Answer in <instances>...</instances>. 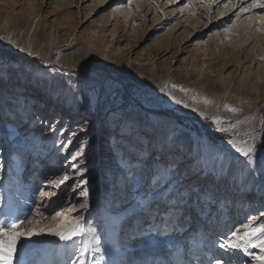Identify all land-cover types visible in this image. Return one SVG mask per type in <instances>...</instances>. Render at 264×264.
<instances>
[{"label": "rangeland", "instance_id": "1", "mask_svg": "<svg viewBox=\"0 0 264 264\" xmlns=\"http://www.w3.org/2000/svg\"><path fill=\"white\" fill-rule=\"evenodd\" d=\"M141 1L103 0L91 4L84 11V0H0V200L3 198V201H0V213L5 204H9L13 198L17 202H26L29 187L33 185L38 188L39 196L33 211L38 208V202H43L46 208L51 207L60 199L62 191L87 201L89 193L76 176L61 185L58 193L49 194L48 174L55 169L60 177L71 174V164L66 160L68 153L79 152L82 150L81 144L88 141L95 145L91 150L92 156L86 161H77L76 164L87 165L86 175L92 176L99 184L96 198L104 206L103 210H108L107 219L111 221L116 234L121 235L119 252L125 256L124 259H118L121 264H130L127 259H134L136 256H143V259H146V262L143 261L145 264H163L165 258L166 264H192L194 261L198 262L196 264H231V257L238 258L240 254L245 258L250 256V260L259 261L253 257H260L261 248L251 245L247 246L248 252H244L246 254L240 253V249L229 248L218 253L219 250L216 251L215 248L217 240L224 242V237L231 238L232 232L241 224L257 220L260 223L264 220V148L263 151H257L252 163V167L256 169L252 188L235 189L239 183L230 177L229 166L238 161H246L244 157L230 152L229 166L222 179L216 180L215 183H210L212 175L201 179L200 183L197 177L190 175V179L185 180L186 174H192L193 170H199L203 166L200 158L188 160L190 157L183 154L180 141L188 136L192 140L189 144L192 147L198 140L202 142L206 139L211 142V135L227 143L232 140L251 143L253 135L236 134L233 131L236 129L233 122L224 118L217 119V108L210 110L206 107L216 100L209 97L203 83L195 80L188 69L192 57L201 65L206 60L205 50H214L217 45L226 43L228 34L233 33V36L237 35V38L244 42L241 52L245 51V54L241 53V62L232 61L221 72L220 79L226 92L223 93L219 106L225 102L226 93L230 89L249 87V84H245L246 81L240 83L238 80L246 66H249V59L254 66L257 64L249 80L258 75L257 69L264 75V65L260 67L256 63L259 59L252 61V56L245 57L256 44L255 31H252L253 35L249 40L245 37L249 32L247 23H252L250 16L257 12V9L252 8L247 12L241 9L249 8L253 0H236L237 8L223 19H217L213 10L206 15L207 3L184 0V4H191L189 9L183 14L178 10L171 13L167 21H164L167 17L156 7L153 0H150L153 6L151 9L147 2ZM172 8L174 7L169 9ZM188 13L197 14L195 23H188L184 19ZM160 16H164V19L155 22V17L157 19ZM235 28L237 30H234ZM49 31L55 38L48 37ZM44 34L46 36H43ZM257 46L258 49L261 48V45ZM50 49L52 52L49 55ZM261 54L264 56V52ZM126 66L129 71L124 76ZM21 69L27 70L30 77L24 79L21 90L15 92L16 81L20 78L23 80L19 72ZM260 82L264 84V78ZM210 88L211 86L207 87ZM31 94L34 100L31 104L33 107L29 108L30 117H21L23 110L19 108L13 117L12 105L19 102V98L29 97ZM50 101L51 103H48ZM81 108H86V113H79ZM75 115H79L80 119H75ZM95 115L98 119L85 130L86 127L82 125L86 121L85 116ZM40 116H43L45 122L40 123ZM138 116L143 119L139 121ZM151 117L166 127L164 138L158 144L171 140L175 146L166 150L170 152L166 159L161 158L165 151H161L157 146L148 159L151 150L149 141L153 130L145 123ZM213 118L219 123L214 124ZM18 120L25 121L28 128ZM67 124L69 126L65 129ZM39 126L40 130L32 138L30 129ZM78 126L83 129L81 136L78 134L73 137L65 150L72 136L71 130ZM221 128L227 131H219ZM108 130L112 133L107 137L108 142H104ZM92 131L97 133L93 136L90 134ZM42 132L44 134L40 136ZM61 132L64 138L55 146ZM43 136L45 138H42ZM126 140L127 145L124 142ZM144 142H147V146L143 149ZM129 145L134 146L135 151L128 157L131 149ZM231 146L233 147L232 144ZM108 147L115 148V160L125 166L123 170H129L128 181L129 177L135 181L136 173L141 166L146 165L150 176L156 177L151 185L153 193L146 195V192H143L136 198H131L133 194H127V189L119 190V187L103 180V163L108 154ZM62 150H65L63 155ZM48 153L50 156L45 157ZM55 155L56 164L50 159ZM82 155L84 153L80 154ZM185 158L186 160H183ZM179 160H182L181 165L177 167ZM169 164L176 166L173 179L180 181L186 188L196 186L203 199L200 203H195L196 196L191 198L190 210L186 211L183 221L179 224L176 223L186 207L174 209L175 217H172L174 214L171 216L169 224L164 225L161 222L160 214L154 222H149L146 210L154 208L155 212L157 202L160 203L159 209H162L170 191L169 174L166 170ZM41 165L46 167L44 174H41ZM189 167L192 170H187ZM17 178L19 183L14 184ZM257 180L263 182V188L262 191L255 192ZM53 189L56 190L57 186L53 185ZM42 191H46V197L43 199ZM82 191L86 195H81ZM15 192L22 194L16 196ZM150 201L152 203H149ZM82 202L77 200L76 204L80 205ZM141 208L143 212L138 219V209ZM164 210L171 209L167 207ZM90 212L89 210V216ZM193 219L196 222L192 227L190 223ZM64 221L68 222L66 227H73L76 222L69 213L62 220ZM10 222L11 218L7 216L6 223ZM79 222L82 229L92 223L88 216ZM124 222L127 223L123 225ZM0 224H4L2 219ZM195 230L198 232L192 234ZM196 235L203 236V246H190V240L193 241ZM208 236L211 246H205ZM239 239V236L236 237V240ZM69 240L66 254L61 258L54 254L48 261L44 257L42 259L39 254L42 247L38 244L28 251L22 248V254L17 257L0 259V264H4L6 259H10L11 264H26L32 255L37 254L41 260L34 258V264H37V261L39 264H78L77 260L81 254L76 255V249L84 245L86 255L83 263H86L90 257L88 244L79 242L75 235ZM142 250L148 251L147 255L142 253ZM190 250L195 254L190 257V261H186ZM151 253L152 256L147 257ZM203 254L206 255L204 260ZM245 262L246 260L240 264ZM32 263L29 261V264Z\"/></svg>", "mask_w": 264, "mask_h": 264}, {"label": "bare ground", "instance_id": "2", "mask_svg": "<svg viewBox=\"0 0 264 264\" xmlns=\"http://www.w3.org/2000/svg\"><path fill=\"white\" fill-rule=\"evenodd\" d=\"M98 1H103V0H84L83 4L85 5L82 8V10L86 11V8L88 6ZM108 1L109 0H106V2ZM141 2L142 3L147 2L150 5V9L153 8V6L150 3V0H142ZM153 2L156 3L157 5L156 7H159L161 9V11L163 12V15L167 17L166 20L164 21L169 20L171 13H174L177 10L179 11V13L181 12L183 14L184 11L189 9V7L185 6L189 4L188 3L184 4L183 3L184 0H153ZM255 2L258 4L264 3V0H255ZM232 3L236 5L238 4L236 3V0H232ZM172 6L174 8L169 9ZM206 7H207L206 15H209V13H211L213 10V13H216L217 19L225 18L226 15H228L234 10V9H231V5H229V8H225L223 6V3L220 5V7H217L215 4L209 2L207 3ZM256 9H257L256 10L257 12H255L252 16H250L251 21L254 24L249 23V22L247 23L248 24L247 29L249 32L246 33V37H245L247 40H249L250 37H252L253 35L252 31L253 32L255 31L256 35L254 38H256V44L255 46H253L252 49L249 50V52H247L245 57L252 56L251 58L252 61L259 59V60H256V63H258V66L263 67L264 56L261 53L264 52V8H256ZM156 15L159 16L158 14ZM164 16H160L157 19L155 17V19L154 18L153 19L155 20V22H159L162 19H164ZM185 16L186 17H184V19L187 20L188 23H195L197 20V14L188 13V14H185ZM199 20L200 19H198L197 24L199 23ZM163 23L164 22H161V24ZM234 30H237V29L235 28ZM94 35H97V33H94ZM228 35H229L228 36L229 38L226 43L217 45L214 50H211L209 48L205 50L206 60L201 65L199 62H197L192 57V59L189 62L190 68L188 69V71L191 72V76L195 80H199L201 81V83H203V86L207 90V94L209 95V97L211 99H214V101L216 100V102H212L206 107L209 108L210 110H212V108L214 107L217 108V116H216L217 119L224 118L225 120L233 122V125L236 126V129L233 131L236 134L253 135L254 139L252 138L251 143L254 142L256 144V153H257L258 150L264 148V84L260 82L261 79L264 78V75L261 74V70L257 69L258 75L253 76V78L251 77L249 80V77L251 76V72L253 68L257 66V64H255L254 66L253 64L250 63V59H249L248 60L249 66H246V68L243 71V75L240 78H238L240 83H242L243 81H246L245 84L246 83L249 84V87L247 88L243 87L242 89H239V88L230 89L226 93L225 102L223 103L222 106H219L223 98L222 97L223 93L226 92V88L224 87L223 82H221L220 74L232 61L241 62V59H240L241 53L242 55L245 54V51L241 52V46L244 44V42H242L241 39H238L237 35L234 34L233 36V33H229ZM43 36H46V35L44 34ZM50 36H51L50 39L55 38L51 31H49L48 33V37ZM230 39L232 40L229 41ZM257 45H261V48L258 49ZM26 51L28 50L26 49ZM51 52H52L51 49L48 50L49 55ZM24 55L27 56V53H25ZM128 69L129 67L126 66L124 70L125 71L124 76L128 74V71H129ZM19 72L21 73L20 77H22L23 80H21V78L19 77L20 79L16 81L17 84H15V88H14L15 92L16 91L18 92L19 90H21L22 81L24 83L26 78L30 77L29 75L30 73L27 70L21 69L19 70ZM208 86H211V88L207 89ZM1 88L2 86H0V89ZM23 89H24V85H23ZM34 92H36V90H34ZM21 93H23V91ZM33 97H34L33 94H31L29 97L25 96V98H19V102L12 105V108L14 109L12 112L13 117H14V112H16V110L19 108V110H23L22 112L23 114L21 117L28 119L30 117L29 114L31 113V110L29 108L33 107V105L31 106L34 100ZM17 99H18V96H17ZM48 103H51V101ZM48 103H47V106H49ZM78 112L86 113V108H81L79 109ZM15 118H18V117L15 116ZM74 118L79 120L80 116L75 115ZM84 119L86 121L82 125L86 127L85 128L86 130V129H89L88 127L92 125L95 120L98 119V116L97 115L92 116V117L85 116ZM138 119L139 121H141L143 118L138 116ZM39 120H40V123L45 122L43 121V116H40ZM18 121L20 124L23 123V126H26L25 121L23 122L21 120H18ZM145 124L147 125L148 128H150V130H153L152 138L149 141L151 150H150L148 159H150L155 147L164 138L163 133H165L166 127L164 124L156 121L154 117H151L149 120L147 119ZM12 126H15V125L12 124ZM67 126H69V124L65 126V129ZM26 128H28V125L26 126ZM39 130H40V126L39 128L35 127L33 129H30L29 133L31 134L32 138L35 137V135L37 134ZM82 130L83 129H81L80 126H78L76 129L71 130L72 136L69 142H67L65 150L68 149L69 145L71 144L73 140V137L78 136V134L79 136H81ZM45 133L48 134L49 132H45ZM96 133L97 131H92L90 134H93L94 136V134ZM111 133H112L111 130H108L106 132L105 139L103 140L104 142L106 141L108 142L109 138L107 137H109ZM42 134H44V132H42L40 136H42ZM62 134H63L62 132L59 133V135L61 136H60V139L55 143V146L58 145L64 138V135ZM42 138H45V137L43 136ZM209 139L211 140V142H207L206 139H203L202 142L198 140V142L195 143V146H192V147L189 145L192 142L190 137L186 136L185 138L180 139V141L183 146L182 147L183 154H186V156L190 157L189 159L187 158L188 160L200 158L201 163H202L201 165L203 166L205 171L214 170L215 178H213L212 176L211 177L212 181L210 183H215L216 180L219 179L220 181L222 179L223 173L226 172V169L229 166L230 152H236L237 156H241V157L243 156L239 152H237L236 149L232 147L230 143L224 142L222 140L220 141L219 138L215 136L213 137L211 135H209ZM124 142L127 145V140ZM147 142H144L143 149L147 146ZM106 145H108V143ZM94 147H95L94 143L84 141V143L81 144L82 150L79 151V154L84 153V155L82 156L78 155L75 161H71L70 159L71 152H69L68 157L66 159L67 162L69 161L70 164L72 163L76 164L77 161H86L92 156L91 150ZM129 147L131 149L128 152V157L132 155L135 151L134 146L129 145ZM123 148H125V146ZM65 150H62L61 155L64 154ZM114 150L115 148H112V147H108V149L106 150L108 154L105 157V162L103 163L104 165L103 180L105 179L106 182H108L109 184H112L115 187H119V190L127 189V192H126L127 194L128 193L130 195L133 194L131 198H136L139 194L143 192H146V195L153 193V188L151 187V185H153L152 182H155L154 180L156 177L153 178L150 176V171L146 167V165L141 166V168L139 169V172L136 173L137 178L135 179V181H132L130 177L128 181L127 175H128L129 170H123V167L125 166H122L123 165L122 163L117 162L115 160L116 156L114 155V152H113ZM53 151L54 150H52V152ZM261 151H263V149ZM168 153L170 152L165 150L161 158L166 159V157L168 156ZM113 155L114 157H112ZM44 156L49 157L50 153L45 154ZM81 157L82 159L78 160V158H81ZM50 159L54 160L53 162L54 164H56L57 162L56 155L51 157ZM48 160L49 158L45 160V162ZM183 160H186V158ZM179 161L180 162L178 163L177 167L181 165L180 163L182 160H179ZM86 166L87 165L82 166V167L83 169H85V171L83 172V180L86 181L87 183L86 184L81 183V184H83L85 191L89 193V199L87 201L84 198L74 197L71 193H68L67 191H62L59 196L60 199L57 200L54 204H52L51 207L46 208L43 202H38L37 204L38 208L36 207V211L35 210L33 211V207H35V204L37 203V200L39 199L38 188L33 185L29 187V195H28L26 202L24 203L17 202V200L13 198V200L9 201V204H5L4 210L0 213V219H2V223H6L7 216L10 217L11 220L26 219L30 223H26L25 225H23V227L24 228L34 227L38 233L36 235H33L32 237H24V236L20 237L16 242L15 248L13 250V254L10 258L21 255L22 248L28 251V250L33 249L38 244L42 247V250L39 253L41 254L40 256L42 259L43 257H46L49 254H50L49 258L52 257L54 254H56L60 258L63 257L66 254L65 252L68 249V243L70 242V240L69 239H68L69 241L61 240L58 236L49 233L47 229L56 228L58 225L61 224L62 220L66 217L67 213H69V216H71L76 221H79L86 216H88L89 219L92 221V223L85 225V227L83 228V231H81L78 235H75L78 238L79 242H86L88 244V250H89V255H90L89 260L86 263H83L84 257L86 255V248H85V245L81 246V248L78 247L76 249L77 250L76 255L78 253L81 254L77 260L78 264H121L118 259L125 258V256L119 252V242H120L119 239L121 235L119 236L120 233L116 234L114 230L115 228L112 227L111 221L107 219L108 210H103L104 206L101 205V203L96 198V195L98 193L99 184L97 181L94 180L92 176H90L89 174L86 175V172H87ZM45 168H44V165H41V174L45 173L46 171ZM189 169L192 170L191 167H189L187 170ZM199 170H196V171L193 170L192 174L191 173L186 174L185 175L186 178L184 177V179L189 180L190 176H193L194 178L197 177L200 183L201 179L203 178H201L200 175H198ZM229 173H230V177L235 178L237 180V184L239 183L238 185L236 184L237 186L235 187V189H238L240 187L244 189L252 188V185H253L252 181L256 174V169L252 167V164H249L245 160L232 163L231 166H229ZM48 175H49L48 178L50 180L56 181L57 183L63 178V177H60V174L58 173L57 169L53 170ZM69 175L71 176V178L75 176L76 178L79 177V174L76 173V171L73 172V168H71V174ZM116 175L118 176L117 178H116ZM18 180H19L18 178L15 179L14 184L19 183ZM259 181L257 180V184L254 187L255 192L262 191L261 189L263 188V182L261 180ZM48 185H49V189H48L49 194L53 192L52 194L55 195L56 193L59 192V187L61 185L57 187L56 190L53 189V185H56V184H51L48 182ZM42 192L44 193V191ZM20 194L22 193L15 192L16 196H20ZM142 196H144V194ZM3 197H4V194H3ZM77 200L79 201L82 200L83 201L82 204L80 205L79 203L76 204ZM0 201L2 202L3 198ZM71 202H73L74 205L71 206ZM81 205H86L87 207L81 208ZM10 207L12 208L10 209ZM159 207H160V203L157 202V207H156L157 209L155 212H154V208L147 209L146 210L147 211L146 213L148 215L147 218L149 222L151 220H153L154 222L156 220V216L160 214L159 216L160 220L165 225L168 221L171 220V219L170 220L168 219L169 214L166 215L168 210H164V208H167L168 206L164 202L163 208L159 209ZM189 207H190L189 203L181 207V209L183 208L185 209L182 212L183 215L179 217V222H177L176 224H179L180 221H183V217L186 211L190 210ZM192 208L193 207L191 206V209ZM0 209H1V206H0ZM89 210L91 211L90 212L91 216H89V213H88ZM192 210L194 211V209ZM51 212H54V213L51 214ZM142 212H143L142 208L138 209V213H137L138 219H140V215ZM56 213H60V215L57 216ZM53 217H55V219H53ZM172 217H175V214ZM37 221H40V222L37 223ZM195 222L196 220L193 219L192 222L190 223V226L193 227ZM126 223L127 222H124L123 225ZM207 223H210V222H207ZM260 223L264 224V220L261 221ZM41 229H44V231H40ZM197 232L198 231L195 230V231H192L191 233L196 234ZM209 236H208V239L205 240V246H211V240L209 239ZM188 241L189 240H187V242ZM203 241H204L203 236L196 235L193 238V241L190 240V246L192 245L203 246V243H204ZM258 242H259L258 240L253 239L252 243L255 244ZM220 243L222 242H220L219 240L216 241L215 250L216 251L219 250L218 253H221L223 250L227 249V248L222 249V250L218 249L220 248L219 247ZM51 248H53V250ZM144 252H145V255H147L148 251L146 252V250H142V253ZM244 252H245L244 250L240 249V253L246 254ZM39 254L32 255L28 260L32 261L33 262L32 264H34V262L36 261H33V259L34 258L36 259ZM194 254L195 253H191V250H190L189 256H187L186 261H190L191 260L190 257L192 258V255ZM76 255L74 256L77 257ZM150 256H152V253L148 254L147 257H150ZM259 256L264 257V249H261ZM211 257H212V254H211ZM5 258H8V257H0V259H5ZM41 258H39L38 261H40ZM205 258H206V255L203 254L202 260H204ZM250 259H251L250 256L245 258L244 255L240 254L238 258L231 257V260H232L231 264H237V263L240 264L244 260H246L245 264H260L259 261L250 260ZM127 260L130 261V264H142L144 260L146 262V259L145 258L143 259V256L142 258H139V256H136L134 259L131 257L130 259H127ZM29 261H27L26 264H29ZM38 261H37V264H39ZM145 262L143 264H145ZM162 262L163 264H166V258ZM153 263L154 262H152L151 264ZM196 263L198 262L194 261L192 264H196Z\"/></svg>", "mask_w": 264, "mask_h": 264}, {"label": "snow or ice", "instance_id": "3", "mask_svg": "<svg viewBox=\"0 0 264 264\" xmlns=\"http://www.w3.org/2000/svg\"><path fill=\"white\" fill-rule=\"evenodd\" d=\"M201 4L205 3H213L217 7H220L221 3L225 8H229L231 5V9H236L237 5L232 3V0H199ZM242 2H246V0H242ZM186 7H190L191 4L185 5ZM252 8H264V3H256L253 0V3L247 9H241L244 12L251 10ZM236 14L235 12L233 13ZM227 31V29H225ZM70 87H75V85H70ZM182 91H186L182 89ZM175 99V97H173ZM203 115V113H201ZM213 123L218 124L219 121L216 118H213ZM219 131H227L226 129H218ZM254 139V138H253ZM233 147L239 152L249 164L254 162L256 156V144L254 142L249 143L248 141H241L237 142L236 140L230 141ZM157 147L161 151L171 150L175 146L171 140L161 142L157 145ZM80 155L79 152L70 154L71 161H75L77 156ZM67 159V157H66ZM82 159V157H81ZM76 173L79 174V182L86 184L87 182L83 180V169L82 166L72 163L70 165ZM169 174V182H170V191L168 196L165 198V203L169 208H180L184 205H187L191 202V198L195 195V203H200L203 199V196L198 193V188L196 186L191 187H184L180 181L173 179V174L175 173L176 166L174 164H169L166 168ZM198 175L201 178H206L209 175H212L215 178L214 170L205 171L203 167L200 168ZM71 179L69 174H65L63 178L57 183L56 181L50 180L49 183L56 184L57 187L60 185L65 184L67 181ZM81 195H86L83 191ZM46 194L41 193V198H45ZM149 203H152L150 201ZM86 205H81V208H86ZM170 214V213H166ZM57 216L60 213H56ZM55 219V217H53ZM40 221H37L39 223ZM26 223H30L26 219H13L10 223L0 224V257H8L10 258L13 254V250L15 248L17 240L24 236V237H32L33 235L38 234L36 229L33 228H24L23 225ZM68 224L67 221L62 222L56 228H49L47 231L51 234L58 236L61 240H68L71 239L72 236L78 235L83 229L80 227V222L76 221L73 227H66ZM40 231H44L41 229ZM94 231V230H93ZM242 233V235H241ZM240 237L239 240H236V237ZM224 242L220 243L219 247L221 249L229 248V249H242L245 252H248V245H251L254 248H261L264 249V224L259 223V221H254L253 223H244L241 224L239 228L234 230L231 234V238L224 237ZM253 239L258 240V243L253 244ZM98 242V241H97ZM251 255V253H249ZM258 259L260 264H264V257H253ZM4 264H11L10 259H6Z\"/></svg>", "mask_w": 264, "mask_h": 264}]
</instances>
